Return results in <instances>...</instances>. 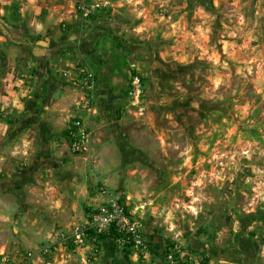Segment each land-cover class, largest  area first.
<instances>
[{
  "label": "rangeland",
  "instance_id": "1",
  "mask_svg": "<svg viewBox=\"0 0 264 264\" xmlns=\"http://www.w3.org/2000/svg\"><path fill=\"white\" fill-rule=\"evenodd\" d=\"M117 1L84 18L109 15L96 48L121 76L140 71L143 112H115L104 129L118 132L102 143L106 169L99 145L74 155L89 196L79 214L105 187L149 246L145 257L128 251L126 259L119 245L104 253L101 243L96 263L264 264V0ZM48 232L29 248L0 243V264H91L88 245Z\"/></svg>",
  "mask_w": 264,
  "mask_h": 264
},
{
  "label": "crops",
  "instance_id": "2",
  "mask_svg": "<svg viewBox=\"0 0 264 264\" xmlns=\"http://www.w3.org/2000/svg\"><path fill=\"white\" fill-rule=\"evenodd\" d=\"M80 3L110 8L119 2L0 0V243L8 246L29 248L49 236L48 230L56 228L57 236L86 221L88 213L83 219L79 214L82 203L89 204L85 166L68 151L66 127L81 118L91 146L100 147L98 166L106 169L103 160L110 154L102 143L118 132L104 129L112 126L117 110L123 115L128 108V77L96 48L107 39L111 19L100 12L85 19L76 10ZM79 66L96 75L92 113L77 110L81 90L62 76L77 77ZM108 165L112 169V162ZM101 243L104 253L118 245L112 239Z\"/></svg>",
  "mask_w": 264,
  "mask_h": 264
},
{
  "label": "built area",
  "instance_id": "3",
  "mask_svg": "<svg viewBox=\"0 0 264 264\" xmlns=\"http://www.w3.org/2000/svg\"><path fill=\"white\" fill-rule=\"evenodd\" d=\"M97 7L87 6L84 3L78 4L76 10L87 17ZM63 78L70 79L73 84L81 90L82 99L76 104L79 111L92 113L96 95V75L88 66H82L77 77H70L68 72L62 74ZM145 93L142 75L138 69H133L129 74L126 90L127 106L133 112H143V97ZM66 142L68 151L72 155H83L90 151L91 132L84 126L81 118L72 119L66 127ZM101 201L87 214V219L82 226H73L68 230L59 232L57 238L60 242L81 247L88 245L90 250L91 264H97L98 237L114 230L119 239L115 241L121 248L127 249L135 256L145 257L147 254L143 237V227L134 218V214L126 208L124 203L112 196L105 187L99 188ZM44 252L49 251V245L43 248ZM32 257L30 252L26 253V259ZM169 259H171L169 257ZM172 264V261H170Z\"/></svg>",
  "mask_w": 264,
  "mask_h": 264
},
{
  "label": "trees",
  "instance_id": "4",
  "mask_svg": "<svg viewBox=\"0 0 264 264\" xmlns=\"http://www.w3.org/2000/svg\"><path fill=\"white\" fill-rule=\"evenodd\" d=\"M106 239H112L113 241H117L119 239V236L117 235V233L114 231V230H111L110 232L106 233V234H103V235H100L98 237V241L101 242V241H104ZM99 246V245H98ZM97 246V247H98ZM147 246H149V244H147ZM128 247H123L122 249L124 250V254H125V258L127 259V255H128ZM153 252V251H152ZM154 253V252H153ZM207 261L206 259H204V263L202 264H207Z\"/></svg>",
  "mask_w": 264,
  "mask_h": 264
}]
</instances>
